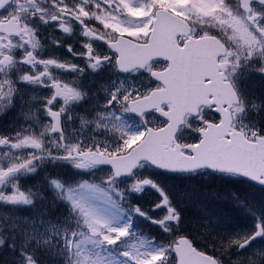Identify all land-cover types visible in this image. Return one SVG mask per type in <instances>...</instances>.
I'll return each mask as SVG.
<instances>
[{
  "label": "snow or ice",
  "instance_id": "1",
  "mask_svg": "<svg viewBox=\"0 0 264 264\" xmlns=\"http://www.w3.org/2000/svg\"><path fill=\"white\" fill-rule=\"evenodd\" d=\"M0 264H264V0H0Z\"/></svg>",
  "mask_w": 264,
  "mask_h": 264
},
{
  "label": "trees",
  "instance_id": "2",
  "mask_svg": "<svg viewBox=\"0 0 264 264\" xmlns=\"http://www.w3.org/2000/svg\"><path fill=\"white\" fill-rule=\"evenodd\" d=\"M216 184V183H215ZM216 187H225L222 184H216ZM250 195L255 198L256 200H259L261 198V193L256 190V189H252L250 190ZM227 215H233L231 213H227ZM225 224L226 225H231L232 227H236V226H244L247 227L251 224V221L248 219H232V220H225Z\"/></svg>",
  "mask_w": 264,
  "mask_h": 264
},
{
  "label": "rangeland",
  "instance_id": "3",
  "mask_svg": "<svg viewBox=\"0 0 264 264\" xmlns=\"http://www.w3.org/2000/svg\"><path fill=\"white\" fill-rule=\"evenodd\" d=\"M137 222L140 223V224H142V225L144 226V229H146L145 232H141V231H139V234H138V235H140L141 233H143V235H144L145 237H149V236H150V235H149L150 232H152V230H153V231L156 230V229L153 228V227L150 228L151 225L145 223V222L142 221V220H137ZM150 229H151V230H150ZM133 242H134V241H133Z\"/></svg>",
  "mask_w": 264,
  "mask_h": 264
},
{
  "label": "flooded vegetation",
  "instance_id": "4",
  "mask_svg": "<svg viewBox=\"0 0 264 264\" xmlns=\"http://www.w3.org/2000/svg\"><path fill=\"white\" fill-rule=\"evenodd\" d=\"M58 51H59V52H63V49H59Z\"/></svg>",
  "mask_w": 264,
  "mask_h": 264
}]
</instances>
